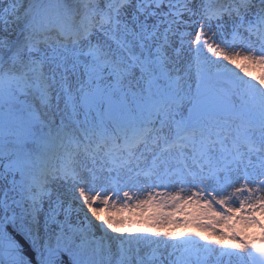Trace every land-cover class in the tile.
Returning a JSON list of instances; mask_svg holds the SVG:
<instances>
[{"label": "snow or ice", "instance_id": "obj_1", "mask_svg": "<svg viewBox=\"0 0 264 264\" xmlns=\"http://www.w3.org/2000/svg\"><path fill=\"white\" fill-rule=\"evenodd\" d=\"M0 264H264V0H0Z\"/></svg>", "mask_w": 264, "mask_h": 264}, {"label": "rangeland", "instance_id": "obj_2", "mask_svg": "<svg viewBox=\"0 0 264 264\" xmlns=\"http://www.w3.org/2000/svg\"><path fill=\"white\" fill-rule=\"evenodd\" d=\"M250 70L253 71L254 74L259 75V69L258 68L257 69H250ZM237 71H239V70L237 69Z\"/></svg>", "mask_w": 264, "mask_h": 264}]
</instances>
